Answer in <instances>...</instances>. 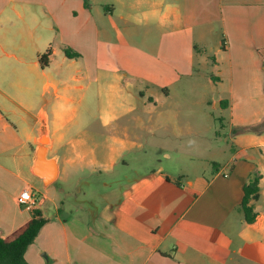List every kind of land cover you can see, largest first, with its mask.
Instances as JSON below:
<instances>
[{"label": "crops", "instance_id": "1", "mask_svg": "<svg viewBox=\"0 0 264 264\" xmlns=\"http://www.w3.org/2000/svg\"><path fill=\"white\" fill-rule=\"evenodd\" d=\"M26 187L28 264H264V0H0L4 242Z\"/></svg>", "mask_w": 264, "mask_h": 264}, {"label": "trees", "instance_id": "2", "mask_svg": "<svg viewBox=\"0 0 264 264\" xmlns=\"http://www.w3.org/2000/svg\"><path fill=\"white\" fill-rule=\"evenodd\" d=\"M67 57H74V54L65 50ZM48 56H43L40 59L41 65H47L45 59ZM258 177H251L243 187V199L241 202V210L244 220L247 224L255 221V214L250 202L258 195ZM45 224V221L39 217L38 212H34L33 218L24 232L14 241L7 243L0 238V264H28L25 261L24 255L28 247L34 242L40 229Z\"/></svg>", "mask_w": 264, "mask_h": 264}, {"label": "water", "instance_id": "3", "mask_svg": "<svg viewBox=\"0 0 264 264\" xmlns=\"http://www.w3.org/2000/svg\"><path fill=\"white\" fill-rule=\"evenodd\" d=\"M47 143L48 141H40V146H38L35 151L32 168L33 175L39 178L44 186L51 185L56 180L58 173L56 161L47 158V149L45 147Z\"/></svg>", "mask_w": 264, "mask_h": 264}, {"label": "built area", "instance_id": "4", "mask_svg": "<svg viewBox=\"0 0 264 264\" xmlns=\"http://www.w3.org/2000/svg\"><path fill=\"white\" fill-rule=\"evenodd\" d=\"M38 194L32 187L24 188L17 197L18 206L28 212H34L41 203Z\"/></svg>", "mask_w": 264, "mask_h": 264}, {"label": "rangeland", "instance_id": "5", "mask_svg": "<svg viewBox=\"0 0 264 264\" xmlns=\"http://www.w3.org/2000/svg\"><path fill=\"white\" fill-rule=\"evenodd\" d=\"M203 91H204V93L205 94H207V95H211L209 92H208V90L207 89H203ZM212 96V95H211ZM214 115L217 117L218 116V114L215 112L214 113ZM128 159V161H132V158H131V155L127 158ZM132 163V162H131ZM90 190V188H88V187H81V197H82V199L84 200V199H90V198H92V199H94V200H97V193L96 194H91L90 192H88ZM107 190H109V188L107 189ZM38 196V198H40V195L38 194L37 195ZM81 197L80 198H78L79 200H82L81 199ZM96 205H98V204H96Z\"/></svg>", "mask_w": 264, "mask_h": 264}, {"label": "bare ground", "instance_id": "6", "mask_svg": "<svg viewBox=\"0 0 264 264\" xmlns=\"http://www.w3.org/2000/svg\"><path fill=\"white\" fill-rule=\"evenodd\" d=\"M41 142H47L48 141V139H47V137L45 136V137H43V138H41V140H40Z\"/></svg>", "mask_w": 264, "mask_h": 264}]
</instances>
